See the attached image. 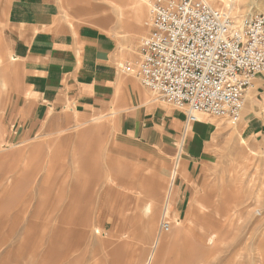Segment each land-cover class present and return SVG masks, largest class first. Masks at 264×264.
Returning <instances> with one entry per match:
<instances>
[{
    "label": "rangeland",
    "instance_id": "obj_1",
    "mask_svg": "<svg viewBox=\"0 0 264 264\" xmlns=\"http://www.w3.org/2000/svg\"><path fill=\"white\" fill-rule=\"evenodd\" d=\"M69 1L64 9L72 20L113 36L132 54L126 62L139 56L141 39L152 29V0ZM207 1L238 18L264 13V0ZM9 2L0 0V264H63L60 234L75 223L85 232L84 245L72 252L77 264H147L159 236L179 245L171 238L180 228L185 238L209 234L206 249L195 250L200 256L188 264H264V75L254 80L253 102L246 100L240 122L203 115L206 120L194 126L183 155L178 153L185 124L172 152L132 142L123 146L116 137L115 110L90 116L53 113L26 140L23 126L2 123L14 84L9 75L15 72L7 39ZM189 160L199 166V175L179 197V177ZM147 202L156 205L152 218L144 213ZM116 220L121 224L110 237L117 243L114 253L98 237L106 239ZM178 251L169 264H179Z\"/></svg>",
    "mask_w": 264,
    "mask_h": 264
},
{
    "label": "crops",
    "instance_id": "obj_2",
    "mask_svg": "<svg viewBox=\"0 0 264 264\" xmlns=\"http://www.w3.org/2000/svg\"><path fill=\"white\" fill-rule=\"evenodd\" d=\"M69 0H10L7 39L14 74L4 104L5 125L23 126L29 139L53 113L102 115L117 112V139L172 152L185 124L179 153L196 122L188 128L185 112L172 110L120 66L132 56L110 34L66 14ZM253 102V98H252ZM188 129L190 131H188ZM199 166L186 161L178 194L197 181ZM177 202H180L178 200Z\"/></svg>",
    "mask_w": 264,
    "mask_h": 264
},
{
    "label": "built area",
    "instance_id": "obj_3",
    "mask_svg": "<svg viewBox=\"0 0 264 264\" xmlns=\"http://www.w3.org/2000/svg\"><path fill=\"white\" fill-rule=\"evenodd\" d=\"M152 29L139 56L120 66L163 103L237 124L246 93L264 73V13L238 18L206 0H152ZM164 223L162 229L168 231Z\"/></svg>",
    "mask_w": 264,
    "mask_h": 264
},
{
    "label": "bare ground",
    "instance_id": "obj_4",
    "mask_svg": "<svg viewBox=\"0 0 264 264\" xmlns=\"http://www.w3.org/2000/svg\"><path fill=\"white\" fill-rule=\"evenodd\" d=\"M147 3H148V0H146ZM207 1V0H206ZM234 1V0H233ZM237 1V0H235ZM234 1V2H235ZM234 6V5H233ZM145 8L146 6L145 5H142V8ZM232 7V6H231ZM234 9V8H232ZM123 10V9H122ZM231 10V9H230ZM119 11V10H118ZM122 12V11H121ZM121 12L119 14H121ZM144 12V11H143ZM147 11L145 10L144 13H146ZM230 13V12H229ZM98 15V14H97ZM140 19L141 22H142V26L144 25L145 26V16L144 14L142 13V16H140ZM103 22V21H102ZM264 75V73L262 74ZM258 81V80H257ZM253 87V86H252ZM251 87V88H252ZM250 88L249 92L246 93L247 96H246V100L248 102V105L252 104V96H253V93L254 91H252ZM249 107V106H248ZM248 111V110H247ZM203 115L205 114H202V115H199V121L198 122H201V120H203L204 118L202 117ZM206 120V119H205ZM208 123V122H207ZM211 125H213L214 123H210ZM223 124H218L217 126H220L222 127ZM216 126V127H217ZM190 127V125H188V128ZM226 129V126L223 127V129ZM94 129V128H93ZM92 129V131H93ZM98 130V129H97ZM95 130V131H97ZM188 131H190L188 129ZM88 132V130H87ZM90 133V131H89ZM88 133V134H89ZM94 133V132H92ZM93 140V139H92ZM98 140V138H97ZM91 141V140H90ZM86 143V142H85ZM89 143V142H88ZM90 144V143H89ZM83 147V146H82ZM85 147V146H84ZM88 147V146H87ZM82 149V148H81ZM85 149V148H84ZM84 151V150H83ZM86 151H87V148H86ZM85 151V153H87ZM89 152V150H88ZM133 153V152H132ZM108 154V153H107ZM87 156V155H86ZM136 156V155H135ZM139 156V155H138ZM82 160V159H80ZM87 160V159H86ZM86 162V161H85ZM90 162V161H89ZM88 162V163H89ZM91 164V163H90ZM85 165V164H84ZM82 166V165H81ZM85 167V166H84ZM84 167H81L80 169L83 170ZM89 167V166H88ZM88 167H85L87 168L88 170ZM89 172V171H88ZM20 173V172H19ZM85 173V172H84ZM87 173V171H86ZM89 174V173H88ZM88 176V175H87ZM87 178V177H86ZM80 179V177H79ZM174 178L171 180L170 182V185H169V188L167 190V193L169 195V192L171 191L172 187H173V183H174ZM142 193V192H141ZM168 195L166 197V206H170V203L168 202ZM152 196V195H151ZM149 197V196H148ZM145 198V197H144ZM144 199H140L139 203H142ZM131 201V200H130ZM145 203V202H144ZM143 204V203H142ZM1 205V204H0ZM145 205V204H144ZM143 205V206H144ZM142 206V205H141ZM143 208V207H141ZM66 209L62 212V215H64L66 212ZM145 211L144 213H147L150 215V217L152 218L153 214H154V209L156 210V205L153 203V202H147L146 206L144 207ZM168 209V208H167ZM89 209L85 208V212H87L89 214H91V212L89 211ZM93 209H91L92 211ZM102 215V214H101ZM142 215V214H141ZM113 216V215H112ZM127 216V215H126ZM123 218V217H122ZM66 219V218H65ZM103 220V219H102ZM130 220V218H129ZM101 221V219H100ZM124 221V220H123ZM126 222H129V221H126ZM98 223V222H97ZM130 223V222H129ZM121 224V222H120ZM119 222L116 220L114 222L111 223V225L113 226L112 227V230L110 232H105V238L102 237V236H99L98 237V240L101 241V245H104V246H107V247H111L113 246V250H114V253L116 252L117 250V243L115 245L114 243V240H112L110 237L114 238V234L116 231L117 228H119V226L117 225H120ZM180 224V223H179ZM100 226L102 224H99ZM98 225V226H99ZM181 225V224H180ZM80 226V223H75L72 231L68 232V228L66 229H63L61 234H60V244H59V249H58V256H59V260L61 263L63 264H77V258H73L72 256V252H75L76 249H80V247H82L84 245V237H85V232L82 231L83 229L79 228ZM183 227V226H181ZM101 229V227H98ZM180 228V227H179ZM170 229V228H169ZM184 228H180V231H178V233L172 235L173 237L171 239H173L174 241H176L177 243L179 242V245H175L174 242H172V244H169L170 243V239H164L162 237H158L154 243V246H153V249H152V252H151V255H150V258L148 259V263L147 264H169L172 260H173V254L175 252L176 249H178L179 251V261L178 262L179 264H188L189 262H192V261H196L198 259V257L200 256L199 254H196L198 252H196L195 250L199 249H204L206 247L205 245V242L206 240L208 239L209 237V234H208V231H205L203 232L202 234H199V235H195V236H192V238H188V237H184L185 233H184ZM99 230V229H98ZM97 230V231H98ZM122 230V229H121ZM86 231V230H85ZM101 231V230H100ZM125 231V230H124ZM188 238V239H187ZM209 241V240H208ZM174 243V244H173ZM207 244V243H206ZM206 249V248H205ZM177 252V253H178ZM112 254V250L110 252ZM176 253V252H175ZM74 254V253H73ZM175 256V254H174ZM75 259V260H74ZM50 261V260H49ZM52 261V260H51ZM74 261V262H73ZM176 263V262H175ZM48 264V263H47ZM50 264V263H49ZM177 264V263H176Z\"/></svg>",
    "mask_w": 264,
    "mask_h": 264
}]
</instances>
